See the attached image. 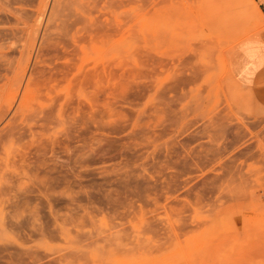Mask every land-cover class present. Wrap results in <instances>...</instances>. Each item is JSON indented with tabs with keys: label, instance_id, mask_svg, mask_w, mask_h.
I'll return each instance as SVG.
<instances>
[{
	"label": "rangeland",
	"instance_id": "obj_1",
	"mask_svg": "<svg viewBox=\"0 0 264 264\" xmlns=\"http://www.w3.org/2000/svg\"><path fill=\"white\" fill-rule=\"evenodd\" d=\"M110 1L0 0V264H264V0Z\"/></svg>",
	"mask_w": 264,
	"mask_h": 264
},
{
	"label": "bare ground",
	"instance_id": "obj_2",
	"mask_svg": "<svg viewBox=\"0 0 264 264\" xmlns=\"http://www.w3.org/2000/svg\"><path fill=\"white\" fill-rule=\"evenodd\" d=\"M130 1H132V0H111L110 2H112V3H108V5L106 7H110V8L114 7V4H116L118 7H120V6L125 5L126 3H129ZM45 8H46V6H45ZM126 17H128V16H126ZM131 20L132 19L130 17H128L124 21L115 20L113 24H110L109 22H107L108 26H106L104 29L96 27L95 30H93L92 28H90V30H86L84 33H82L81 30L76 29L71 34V41L74 43V45H76L78 43L79 48L81 50H83L85 47L84 44H82L83 40H85V39H88L90 44L91 43L95 44V46L91 45L92 47L93 46L97 47L101 43L100 40L102 38H106L107 43H112L113 46H118L122 41H124L126 44V47H127L128 55L130 57L131 56V48H132V36H133V33H132L133 32L132 31L133 30L132 29L133 24L131 23ZM65 35L66 34H64V36ZM111 37H113V38H111ZM106 40L104 41V39H103L104 42H106ZM103 41H102V43H103ZM98 42H100V43L98 44ZM60 45L61 44H59L58 46L60 47ZM58 46H57V49H59ZM62 48H64L63 54L66 55L65 60H64L62 66L52 69L55 71L53 73H55L56 75H60L61 77H64V78H67L69 75L72 74L71 76L75 77V79L78 83H83L86 80V78L89 76L90 72L89 71L86 72V70L84 71L78 66L76 68V73H72L71 68H72V66H76V63L72 62L71 58H68L67 56L73 55V51L68 50L66 46H62ZM92 75L99 77L100 71L97 69L93 70ZM53 80H55V79H53ZM18 93H19V90H18ZM21 105H22V102H19L18 107L21 108L22 107Z\"/></svg>",
	"mask_w": 264,
	"mask_h": 264
},
{
	"label": "crops",
	"instance_id": "obj_3",
	"mask_svg": "<svg viewBox=\"0 0 264 264\" xmlns=\"http://www.w3.org/2000/svg\"><path fill=\"white\" fill-rule=\"evenodd\" d=\"M246 41L251 42L252 48L258 45L264 47V43L260 39H247ZM241 43L238 45L237 50L233 52L234 74L238 81L243 84H260L264 81V62H261L257 58L258 53H248V51L241 49V47L239 48Z\"/></svg>",
	"mask_w": 264,
	"mask_h": 264
}]
</instances>
